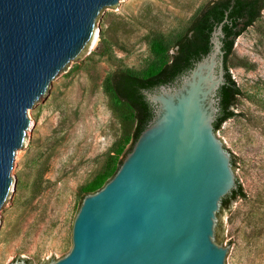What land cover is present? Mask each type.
<instances>
[{"label":"water","instance_id":"water-1","mask_svg":"<svg viewBox=\"0 0 264 264\" xmlns=\"http://www.w3.org/2000/svg\"><path fill=\"white\" fill-rule=\"evenodd\" d=\"M119 2L0 0V208L28 109L93 37L101 11ZM226 20L191 69L143 90L153 118L113 177L84 196L73 246L50 264H229L234 254L219 244L221 201L240 176L214 125L226 81Z\"/></svg>","mask_w":264,"mask_h":264},{"label":"rangeland","instance_id":"rangeland-1","mask_svg":"<svg viewBox=\"0 0 264 264\" xmlns=\"http://www.w3.org/2000/svg\"><path fill=\"white\" fill-rule=\"evenodd\" d=\"M209 1L120 0L101 11L93 37L28 109L0 208V264H50L71 250L85 190L110 180L134 142L135 112L105 79L120 70L145 76L171 61L175 41ZM227 64L241 94L217 134L244 195L224 208L219 244L234 254L229 264H264V9Z\"/></svg>","mask_w":264,"mask_h":264},{"label":"trees","instance_id":"trees-1","mask_svg":"<svg viewBox=\"0 0 264 264\" xmlns=\"http://www.w3.org/2000/svg\"><path fill=\"white\" fill-rule=\"evenodd\" d=\"M263 9L264 0H211L195 14L187 31L175 41L176 51L172 54L171 61L161 67L153 68L145 76L126 70L116 71L107 76L106 87L135 112L136 127L133 144L154 115L153 107L143 90H152L161 84L173 83L191 69L210 51L212 31L225 18L227 20L223 25L225 33L223 49L225 50L226 81L218 92L220 111L214 124L215 131L223 122L235 115L232 107L241 94V88L229 71L228 57L233 51L236 39L256 21ZM101 187L100 180H96L85 192L96 191ZM243 195L242 186L238 184L232 193L222 198L221 208L228 207L232 200Z\"/></svg>","mask_w":264,"mask_h":264}]
</instances>
